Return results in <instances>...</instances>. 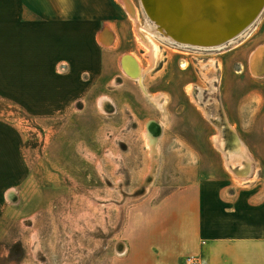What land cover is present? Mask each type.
I'll return each mask as SVG.
<instances>
[{
  "label": "rangeland",
  "instance_id": "1",
  "mask_svg": "<svg viewBox=\"0 0 264 264\" xmlns=\"http://www.w3.org/2000/svg\"><path fill=\"white\" fill-rule=\"evenodd\" d=\"M117 1L118 11L102 27L117 31V61L124 53L138 56L141 82L120 85L127 77L120 66L122 77L92 100L87 89L101 86L85 69L87 63L92 67L91 55L78 52L77 68L65 70L66 59L53 65L47 49L43 61L51 68L44 71L45 86L36 84L42 71L30 69L31 85L14 87L22 100H0V264H111L119 257L134 207L143 200L154 203L181 184L160 165L167 144L184 139L169 126L183 99L202 109L206 141L217 146L221 133L225 149L233 150L235 144L226 146L232 130L233 143H264V7L248 29L210 49L172 43L156 28L165 40L149 35L139 0H130L136 19ZM139 33L151 38L156 50L147 48ZM117 87L142 95L146 108L142 105L139 116L126 98L114 103L118 114L111 113L114 104L107 96ZM155 88L159 92H152ZM148 121L161 125L153 145ZM249 157L247 176L264 175V162Z\"/></svg>",
  "mask_w": 264,
  "mask_h": 264
},
{
  "label": "crops",
  "instance_id": "2",
  "mask_svg": "<svg viewBox=\"0 0 264 264\" xmlns=\"http://www.w3.org/2000/svg\"><path fill=\"white\" fill-rule=\"evenodd\" d=\"M117 7V0H0V100H22L14 87L31 85L30 69L42 71L36 84L45 86L44 71L51 68L43 61L47 49L53 65L66 59L65 70L77 68L78 52L90 54L92 67L87 60L85 69L101 88L95 91L93 83L86 95L95 101L103 97L100 93L122 77L117 31L102 27ZM23 71L25 78L20 77ZM131 80L125 77L120 85ZM113 92L106 102L126 98L136 116L142 105L146 108L140 93L126 94L120 87ZM39 93L44 99L45 92ZM181 102L179 111L171 110L176 114H171L169 126L184 139L167 144L169 153L160 165L181 184L154 203L143 200L134 207L124 225L123 252L111 264H186L188 257L193 264H264V175H232L222 150L206 141L202 109L189 99ZM113 106L116 116L119 108ZM226 140L232 148L231 130ZM242 143L264 162V143Z\"/></svg>",
  "mask_w": 264,
  "mask_h": 264
},
{
  "label": "bare ground",
  "instance_id": "3",
  "mask_svg": "<svg viewBox=\"0 0 264 264\" xmlns=\"http://www.w3.org/2000/svg\"><path fill=\"white\" fill-rule=\"evenodd\" d=\"M144 1L145 0H139L141 9L143 10L144 16H145L147 21L145 22V25L142 26V24H141V26L149 35L156 36L162 40L167 39L170 42L181 45V46L212 49V48H217L221 45H225L227 42L231 41L232 39H235L236 36L238 35L237 34L236 36L228 39L226 42H222L220 44L211 45V46H204V45L194 44V43H183L180 41H176L175 39L171 38L169 36V34L173 35L174 38L176 37L179 40H182V39H180V37H182V35L178 33V29L176 26H174V23H172V21L171 22L169 21L170 24L164 22L167 19V17L170 19V17H169L170 13L169 12H167V13L161 12L162 10H167L168 7L166 6V3H162L158 0L155 7L153 8L154 9L153 10L152 8L146 9V7H148V3L146 1L145 2ZM223 1L227 2V3L231 2L232 4L231 5L228 4V6L231 7L233 13L238 15L240 18L244 17V14L246 12H248V10L252 9L254 7V5H259L261 3V0H223ZM121 2L123 4L124 8L126 9V11L128 12V14L131 16V18L136 19V7H135L134 3H132L130 0H121ZM182 2H183V11H184V19L183 20H185V21H180V23L184 25V22H186V23L188 22L186 20L197 22L196 24L193 25V28H195L194 29L195 32L193 33L194 35H191L188 38H185L183 36L182 38L183 39H189L192 41L202 40V41L207 42V38H209V37L208 36L207 37L202 36V34L206 33L207 30L206 31H204V30L199 31L198 30V27H200V23L198 22V20H200V19L197 16H199L205 12L204 7H202V0H182ZM227 3H225V4H227ZM147 11L149 12L150 16L155 21H153L151 19V17L148 15ZM135 22L137 23V20H135ZM252 23L253 22H251V24L245 29H248L252 25ZM138 25H139V23H138ZM153 25L155 27H153ZM207 26L208 25L205 23L204 24L205 29L207 28ZM155 28L157 30L162 31V34L165 36V39H164V37H162L158 33V31H155ZM243 31H241V32H243ZM174 33L179 35V36L177 37ZM196 33L198 35H196ZM139 36L147 48H150L151 50L152 49L156 50L157 46L151 38H149L148 36H145L141 33H139ZM125 54L130 55L132 57V58H129L127 60V62H128L127 70L131 74L135 75V77H130L128 75H127V77L132 79V80H136V81L140 82L142 77H143V74H144V70L141 66L140 59L138 58V56H136L133 53H124L123 55H125ZM122 56L120 57V60H119L120 66H121ZM252 57H253V55H252ZM255 70H256V67L252 69V71H255ZM154 97H156V95H154ZM214 120H217V119L214 118ZM146 125H147L146 126V130H147L146 134L148 137V141L150 144L153 145L157 141V139L161 133V125L157 121H148ZM220 134L221 133H219V136L216 135L217 146L226 153L227 162L230 164V168H232V167L238 168V171H237V173L239 174L238 177H240L241 179L244 178L250 171V163H251L246 146L242 142H240V141L237 142V140H235V142H234L235 146L233 147L234 149L227 151L224 147L225 146V142H224L225 140L222 139ZM8 198H10L9 195H8Z\"/></svg>",
  "mask_w": 264,
  "mask_h": 264
},
{
  "label": "water",
  "instance_id": "4",
  "mask_svg": "<svg viewBox=\"0 0 264 264\" xmlns=\"http://www.w3.org/2000/svg\"><path fill=\"white\" fill-rule=\"evenodd\" d=\"M148 3L147 8H154L158 0H145ZM144 1V2H145ZM162 3H166V6L168 7L167 10H162V13H170V19L167 17V19L164 21L168 24L172 21L174 23V26L177 27L178 33L184 36L185 38L190 37L191 35H194L195 32L193 28V25L196 24V21H188L187 23L184 22V25L180 23V21H185L184 19V11H183V2L182 0H159ZM224 2L223 0H202V7H204L205 12L201 15L197 16L200 20L198 22L200 23V27H198L199 31H206V33H203L202 36H208L207 42L205 41H192L189 39H183L180 37L179 40L176 37L174 38L173 35L169 34V36L176 41H180L183 43H194V44H200L204 46H211L220 44L222 42H226L228 39L236 36L241 31H243L245 28H247L251 22H253L257 16L260 14V11L262 10L264 6V0H261V3L259 5H254V7L248 12L244 14V17H239L238 15L234 14L232 11V8L228 6L232 3ZM154 10V9H153ZM148 12V11H147ZM148 15L150 16L149 12ZM151 17V16H150ZM151 19L155 21L152 17ZM172 19V20H171ZM170 21V22H169ZM207 24V28L205 29L204 24ZM163 28V27H162ZM193 28V29H192ZM209 32V33H208ZM175 34V33H174ZM177 37L179 35L175 34ZM196 35H198L196 33ZM129 58H132L130 55H123L121 58V69L123 72L130 76L135 77V75L131 74L127 68H128V62L127 60ZM123 246L122 244L118 247V250H122Z\"/></svg>",
  "mask_w": 264,
  "mask_h": 264
},
{
  "label": "built area",
  "instance_id": "5",
  "mask_svg": "<svg viewBox=\"0 0 264 264\" xmlns=\"http://www.w3.org/2000/svg\"><path fill=\"white\" fill-rule=\"evenodd\" d=\"M194 261H193V258L192 257H188L187 260H186V264H193Z\"/></svg>",
  "mask_w": 264,
  "mask_h": 264
}]
</instances>
